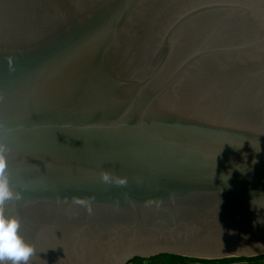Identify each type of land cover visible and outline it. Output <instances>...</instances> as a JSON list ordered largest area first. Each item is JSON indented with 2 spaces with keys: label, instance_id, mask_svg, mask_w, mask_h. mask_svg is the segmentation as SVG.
I'll use <instances>...</instances> for the list:
<instances>
[{
  "label": "water",
  "instance_id": "95a60500",
  "mask_svg": "<svg viewBox=\"0 0 264 264\" xmlns=\"http://www.w3.org/2000/svg\"><path fill=\"white\" fill-rule=\"evenodd\" d=\"M0 96L29 264L264 255V0H0Z\"/></svg>",
  "mask_w": 264,
  "mask_h": 264
},
{
  "label": "clouds",
  "instance_id": "9594fccd",
  "mask_svg": "<svg viewBox=\"0 0 264 264\" xmlns=\"http://www.w3.org/2000/svg\"><path fill=\"white\" fill-rule=\"evenodd\" d=\"M0 100L3 97L0 96ZM11 149L0 141V264H29L34 256V246L27 242L21 235L20 220L14 216L6 214V204L9 201L20 200L21 194L14 191L8 172V154ZM100 179L105 184H116L126 186L127 178L114 177L109 172L104 171L100 174ZM73 203L87 206L91 213L90 199L73 198Z\"/></svg>",
  "mask_w": 264,
  "mask_h": 264
},
{
  "label": "trees",
  "instance_id": "16d2710c",
  "mask_svg": "<svg viewBox=\"0 0 264 264\" xmlns=\"http://www.w3.org/2000/svg\"><path fill=\"white\" fill-rule=\"evenodd\" d=\"M161 257H169L171 259L187 258V257H181V256H175V255H159V256L148 258V259L137 258L133 260L132 262H130L129 264H132L138 260L139 261L151 260V259L161 258ZM188 259H194V258H188ZM263 259H264V255L252 257V258H228V259H222V260H207V262H211L212 264H260L262 263Z\"/></svg>",
  "mask_w": 264,
  "mask_h": 264
},
{
  "label": "rangeland",
  "instance_id": "374dc122",
  "mask_svg": "<svg viewBox=\"0 0 264 264\" xmlns=\"http://www.w3.org/2000/svg\"><path fill=\"white\" fill-rule=\"evenodd\" d=\"M132 264H212L211 262H207V260H201V259H188V258H177V259H171L169 257H161V258H155L151 260H141L136 261ZM264 264V259L262 260V263Z\"/></svg>",
  "mask_w": 264,
  "mask_h": 264
}]
</instances>
